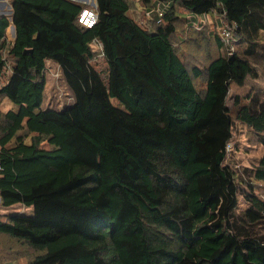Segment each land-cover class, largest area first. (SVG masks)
<instances>
[{
    "label": "trees",
    "instance_id": "obj_1",
    "mask_svg": "<svg viewBox=\"0 0 264 264\" xmlns=\"http://www.w3.org/2000/svg\"><path fill=\"white\" fill-rule=\"evenodd\" d=\"M10 2L0 203L33 214L0 212V264H264V90L235 118L227 104L263 71L264 0H142L162 10L144 20L134 0H96L91 28L83 2ZM48 61L64 108L44 106ZM239 124L261 147L250 164L229 149Z\"/></svg>",
    "mask_w": 264,
    "mask_h": 264
},
{
    "label": "rangeland",
    "instance_id": "obj_2",
    "mask_svg": "<svg viewBox=\"0 0 264 264\" xmlns=\"http://www.w3.org/2000/svg\"><path fill=\"white\" fill-rule=\"evenodd\" d=\"M2 4L0 5V14L4 13L10 19H12V5L10 0H0ZM7 1V2H6ZM91 1V0H90ZM90 7H95L92 4H89ZM158 5V4H157ZM155 6V10L158 6ZM150 11V9H146L142 0H134V8L130 11V14L132 17L136 18L137 20H144L146 17L148 18V15L146 16V11ZM153 11L150 13L152 18H155L157 16V11ZM156 12V13H155ZM208 21L207 24H212L213 18L211 17V14L207 15ZM201 20V18H200ZM199 18L196 19V22H192L193 27L200 30L202 28V23L204 21H201L202 23H198ZM211 26V25H210ZM11 27V26H10ZM7 29L6 38L8 42L14 41V34L12 35L9 33V29ZM8 56V61L10 63L13 62L11 55H9V52H6V57ZM48 65L46 67V77H47V84L45 89V98H44V106H51V107H57L61 108L60 106L63 105L68 99V95L70 94V90L65 82L64 77L62 76L61 70L55 65L53 61H48ZM54 64V65H52ZM106 66L104 63H102V69H105ZM61 75L59 79H57V76ZM253 86H256V89H262L264 90V67L263 71L260 74V77L256 79L255 81L248 80V82L244 86H238L235 83H232L230 93L227 99V104L230 109V115L234 118L237 116L239 110L242 106L247 104V95H249L253 91ZM237 96H239V103H237L236 99ZM59 98L61 100V104L59 101ZM10 107V104L7 101H4L2 105H0V108L2 110H7ZM230 152L235 155L236 159L241 164H250V162L256 158L259 157L261 154V147L253 144L251 141H249L247 137V131L245 127H243L241 124L237 125L234 133V140L230 144ZM0 212H19L21 216L23 217H30L33 214V208L32 207H26L22 204H15L11 207H5L2 206L0 203ZM4 250V249H2ZM0 250V252L2 251ZM24 258V257H23ZM25 260V259H24ZM7 264H11L10 262Z\"/></svg>",
    "mask_w": 264,
    "mask_h": 264
},
{
    "label": "built area",
    "instance_id": "obj_3",
    "mask_svg": "<svg viewBox=\"0 0 264 264\" xmlns=\"http://www.w3.org/2000/svg\"><path fill=\"white\" fill-rule=\"evenodd\" d=\"M156 11L158 13V17H160L162 15V10L157 8ZM150 13H151V11L147 10L146 16L148 15V17H151ZM204 20H206L205 17H204ZM79 21L83 25H85L86 27H90V28L93 27L97 22V12L95 10V7L84 8L79 15ZM229 34H230V31H226L224 33V37L227 38L229 36ZM93 46H94L95 50L98 51L97 56L94 58V61L99 62L104 57L103 44L101 42L94 40ZM12 72H13V63H10L8 60H6V68L4 69V72L1 75L0 84L3 83L5 81L6 76L8 74H11ZM45 72H46V69H45ZM61 73H62V70H61ZM62 76L58 74L57 79H59ZM59 101L61 104L60 98H59ZM74 101H75V96H74L73 92L70 90V94L68 95L67 101L65 103H63V105H61L60 107L64 108V107L74 103Z\"/></svg>",
    "mask_w": 264,
    "mask_h": 264
},
{
    "label": "crops",
    "instance_id": "obj_4",
    "mask_svg": "<svg viewBox=\"0 0 264 264\" xmlns=\"http://www.w3.org/2000/svg\"><path fill=\"white\" fill-rule=\"evenodd\" d=\"M7 2V1H6ZM2 4V2L0 1V5ZM12 5V4H11ZM12 14H14V11H13V7H12ZM10 21V29H12L13 31L11 32L10 31V29H9V33H11L12 35L14 34V38L16 39V26H15V24H14V19H13V21L10 19L9 20ZM15 39H14V41H15ZM54 62V61H53ZM55 63V65H57V67L60 69V67H59V65H58V63H56V62H54ZM48 64V63H47ZM52 65H54V64H52ZM61 70V69H60ZM12 74V73H11ZM11 74H8L7 76H6V78H5V81L8 79V77L11 75Z\"/></svg>",
    "mask_w": 264,
    "mask_h": 264
},
{
    "label": "water",
    "instance_id": "obj_5",
    "mask_svg": "<svg viewBox=\"0 0 264 264\" xmlns=\"http://www.w3.org/2000/svg\"><path fill=\"white\" fill-rule=\"evenodd\" d=\"M75 1L83 2L85 4H92L94 6L97 5L96 0H91V1L90 0H75ZM0 16H7V15H5L4 13H1ZM7 18L10 20V17L7 16ZM13 19H14V14H12V19L11 20L13 21Z\"/></svg>",
    "mask_w": 264,
    "mask_h": 264
}]
</instances>
